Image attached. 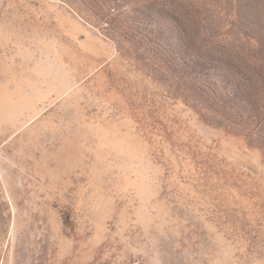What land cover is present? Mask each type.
I'll use <instances>...</instances> for the list:
<instances>
[{"label": "rangeland", "instance_id": "1", "mask_svg": "<svg viewBox=\"0 0 264 264\" xmlns=\"http://www.w3.org/2000/svg\"><path fill=\"white\" fill-rule=\"evenodd\" d=\"M0 264H264V0H0Z\"/></svg>", "mask_w": 264, "mask_h": 264}]
</instances>
